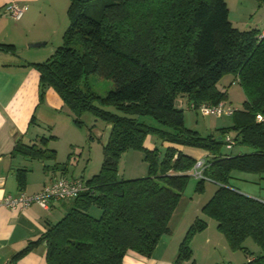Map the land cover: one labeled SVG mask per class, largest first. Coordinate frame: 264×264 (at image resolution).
<instances>
[{
	"label": "trees",
	"instance_id": "1",
	"mask_svg": "<svg viewBox=\"0 0 264 264\" xmlns=\"http://www.w3.org/2000/svg\"><path fill=\"white\" fill-rule=\"evenodd\" d=\"M67 15L61 44L45 60L29 63L39 72L40 99L51 87L77 126L90 113L110 124L111 131L99 171L88 179L78 177L86 187L71 199L64 216L9 263L17 264L41 243L48 264H124L128 250L151 256L170 233V220L191 178L188 171L196 163L173 146L181 145L211 155L194 188L201 194L207 180L216 184L201 212L216 222L230 248L252 254L244 245L247 239L259 248L244 264H264V199L239 191L232 182L238 173L264 180V121L257 120L264 116V32L235 27L226 0H69ZM91 74L111 80L113 87L100 95L88 82ZM226 75L244 93L232 124L206 135L187 127L189 102L230 104L227 90L219 88ZM178 99L187 101L178 106ZM148 135L170 146L148 149ZM226 135L233 140L231 148ZM50 137L38 145L18 142L12 154L55 158V150L47 147ZM237 144L250 151H227ZM129 150L143 154L145 176L119 177L120 159ZM25 172L17 175L21 186ZM92 206L100 209L99 216L89 213ZM206 226L204 219H194L179 244L177 262L191 258V240Z\"/></svg>",
	"mask_w": 264,
	"mask_h": 264
},
{
	"label": "crops",
	"instance_id": "2",
	"mask_svg": "<svg viewBox=\"0 0 264 264\" xmlns=\"http://www.w3.org/2000/svg\"><path fill=\"white\" fill-rule=\"evenodd\" d=\"M12 1L24 6L23 14L18 20L3 13L5 5ZM68 6L69 0H0V198L20 192L34 193L58 177L90 178L96 173L95 167L90 168L91 162L85 154L86 143L79 141L77 136H84L91 149L93 143L89 139H97L101 149L108 140L110 124L90 113H84L81 116L83 126H77L53 88L46 86L40 99L39 72L29 64L45 60L61 44L63 33L69 24ZM5 44L13 47H6ZM230 84L237 85L233 76ZM232 86L227 89L226 83L219 84L220 89L227 90L228 96ZM186 101L178 99L176 104L184 105ZM198 125L195 121L193 129L197 130ZM84 127L87 130H83ZM89 133L91 137L88 136ZM47 137H50L47 147L55 150V158L37 159L19 153L12 154L18 142L38 145L41 138ZM144 146L148 149L157 147L162 151L170 143L148 135ZM173 146L195 159L211 156L202 149ZM244 152L247 151H239ZM69 154H72L71 157ZM99 160L102 162V155ZM62 163H65L64 168L60 167ZM19 170H26L23 186L18 184ZM208 185L213 189L207 190ZM215 187L214 182L207 180L204 192L196 200L191 197L189 202H184L181 206L182 195L170 220V233L160 238L152 255L146 257L128 250L123 258L124 264H244L249 258H253L259 252L254 242L247 239L244 243L252 254L230 248L224 235L217 229L216 222L201 212L202 205L210 198ZM235 188L250 196L264 199L260 191L251 187L235 185ZM70 202L71 200L51 201L48 209L37 203L23 210L0 208V264H10L13 254L21 250L28 241L38 238L49 224L59 221L68 210ZM175 215L178 216L174 225L172 219ZM201 215L205 216L203 219L207 226L193 236L191 258L179 263L176 261L179 244L194 219ZM45 252L46 245L41 243L20 258L17 264H48Z\"/></svg>",
	"mask_w": 264,
	"mask_h": 264
},
{
	"label": "rangeland",
	"instance_id": "3",
	"mask_svg": "<svg viewBox=\"0 0 264 264\" xmlns=\"http://www.w3.org/2000/svg\"><path fill=\"white\" fill-rule=\"evenodd\" d=\"M226 2L229 9V19L235 27L239 29L257 27L260 30L264 28V5L258 7L256 0H226ZM231 78L232 75H226L221 79L219 84L221 85L223 83H226L227 89H229V87L232 86L230 84ZM88 82L91 85L92 89L98 92L100 95H104L108 90L111 89V87H113V83L111 80L100 78L93 74L89 75ZM243 100H244V93L242 89L238 84L233 85L229 91V96H228L229 103L232 104L234 107H240L242 105ZM184 118H185V125L189 128H193L194 127L193 123L197 121L199 124L197 126L198 127L197 130L200 131L202 135H206L207 133L217 131V129L222 127H227L231 125L233 121L232 115H223L221 117L202 116L197 112L195 113L193 111H187V110L184 111ZM143 119H145L147 122L156 123L151 117H143ZM205 127H209V129ZM83 130H87V128L84 127ZM154 138L157 140L156 137ZM77 139L79 141H82L83 143H86L85 154L88 155V160L91 162L90 168L93 169V167H95L94 171L97 173L101 165V161L100 160L98 161V159H100L102 155V149L100 147V143L98 142L97 139H89L93 143V147L91 149L88 146V141L87 139L85 140L84 136H77ZM90 149L91 151H89ZM227 151L237 154L239 153V151L248 152L250 151V148L237 144L233 146L232 150H227ZM89 156L91 158H89ZM122 156L123 157L122 159H120L118 166L119 177H124V178L142 177L146 175L147 163L143 160V154L141 152L135 150H129L127 151V153H124ZM236 176L238 178L232 180L234 185L238 187H251L256 191H260L262 195H264V180L259 179L257 175L250 173H238ZM196 180L197 178L191 175L188 185L183 192V198H182L183 203L181 204V206L184 204V202L187 201L189 202L191 197L195 198L196 200V198L200 196L199 194H196L194 192ZM254 180L255 183H253ZM212 189L213 187L208 185L207 190L210 191ZM202 198H204V196ZM177 211L175 212V214L177 213ZM89 213L97 217L100 215V209H98L96 206H92L89 210ZM177 216L178 215H175V217H173L172 219V224L174 225L176 223ZM199 218L203 219L205 218V216L201 215V217Z\"/></svg>",
	"mask_w": 264,
	"mask_h": 264
},
{
	"label": "built area",
	"instance_id": "4",
	"mask_svg": "<svg viewBox=\"0 0 264 264\" xmlns=\"http://www.w3.org/2000/svg\"><path fill=\"white\" fill-rule=\"evenodd\" d=\"M24 11V6L15 1L9 2L5 5L3 13L14 20L20 19ZM237 109L226 101H221L217 104L202 102L195 105L189 102L186 105V110L196 111L202 116L221 117L223 115H232ZM258 121H264V116L257 115ZM225 143L227 148H231L233 140L231 136L226 135ZM205 158L201 157L196 160L193 168L188 173L197 179L203 177V170L206 167ZM84 181L80 178L58 177L50 182H47L43 187L31 194L20 192L17 195L7 194L0 198V208H8L10 210H23L33 203H37L41 207L48 209L51 201L71 200L77 197L80 192L85 189ZM221 264H234L230 262H223Z\"/></svg>",
	"mask_w": 264,
	"mask_h": 264
},
{
	"label": "water",
	"instance_id": "5",
	"mask_svg": "<svg viewBox=\"0 0 264 264\" xmlns=\"http://www.w3.org/2000/svg\"><path fill=\"white\" fill-rule=\"evenodd\" d=\"M34 45H37V44H34Z\"/></svg>",
	"mask_w": 264,
	"mask_h": 264
}]
</instances>
